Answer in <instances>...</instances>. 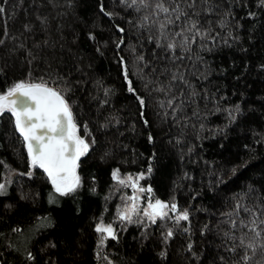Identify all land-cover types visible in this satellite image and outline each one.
I'll list each match as a JSON object with an SVG mask.
<instances>
[{"label": "trees", "instance_id": "trees-1", "mask_svg": "<svg viewBox=\"0 0 264 264\" xmlns=\"http://www.w3.org/2000/svg\"><path fill=\"white\" fill-rule=\"evenodd\" d=\"M104 2L109 10L115 6V0ZM58 3L57 9L50 6L40 9V0H35V4L33 0H23L22 4L21 0H7V14L0 13V39L6 40L0 45V68L5 69L0 73V91L14 80L24 78L30 69L34 77L47 78V74L55 72L67 75L74 89L72 97L78 101L74 111L82 126L85 120L95 121L110 113L119 115L121 123L113 125L103 137L109 141L114 155L101 160L98 149L82 157L79 171L84 179L83 188L75 198H62L58 204L48 202L50 184L42 169H35L33 177L12 173L13 184L6 195H0V232L12 239L19 251L6 250L5 237H0V257L9 264H21V261L33 264L24 257V249L28 248L37 254L39 264H109L104 259L105 254L116 264H223L219 257L230 253L226 251L227 238L223 236L228 225L220 213L230 209L234 193L250 184L264 187V139H261L264 134V70L259 67L264 64V12L256 7V0L247 3L220 0L222 5L233 7L243 28L235 32L241 37L239 41L220 43L218 40L211 51L197 52L207 62L208 72L207 80L197 77L196 83L211 96L208 100L200 99L201 111L210 113L206 119H201L206 124L201 131L198 124L196 128H182L180 123L163 115L155 94L148 93L136 75L134 58L127 48L114 50L117 34L113 23L120 20L112 21L103 15L99 10L100 0H74V7H68L67 0H58ZM38 10L51 17L46 28L36 18ZM248 10L257 11V16L248 17ZM29 20L36 25L32 32L22 28ZM5 22L9 37L4 36ZM125 27L128 28L126 42L129 38L134 42L135 28L127 24ZM90 30L103 40H109L103 55L96 52V43L87 36ZM217 31L228 39L227 30ZM11 36L16 37L15 41ZM21 38L26 45L24 48L19 46ZM151 47L144 45L145 50ZM13 48L18 51L12 52ZM28 50L36 57L31 63L27 59ZM119 55L127 58L129 75L140 94L147 98L143 116L138 101L126 90ZM81 67L83 72L78 71ZM201 71H204L203 66ZM97 80L113 89L109 104L102 108L92 98L96 94L94 82ZM217 101L222 109L240 103L244 111L235 123L228 124L226 114L214 110ZM10 115L6 112L0 119V180L8 171L5 164L20 169L21 173L27 171L26 148L19 133L13 130ZM145 118L150 122L148 125L143 123ZM193 123H197L195 119ZM149 132L154 141L148 140ZM81 134H84L83 127ZM177 135L184 136L179 145L175 143ZM188 146H194L191 153L187 151ZM153 152L156 156L152 161L154 171L141 183H150L155 197L169 200L175 196L182 207L190 208V221H181L176 235L168 243L162 239V224L150 225L148 229L128 224L118 232V240L109 238L98 260L95 255L98 234L93 217L104 210L105 197L115 185L111 170L117 166L122 173L146 170ZM234 165L244 166L233 174ZM222 174L223 182H219ZM92 176L97 178L95 185ZM93 186L96 192L89 190ZM22 192L39 195L22 199ZM119 197L113 194L107 200L106 221L115 215ZM8 203L15 207L5 210L4 205ZM77 206L78 212L75 211ZM42 216H50L53 223L34 231ZM17 225L24 231L12 233L10 229ZM116 225L121 228L118 221ZM49 241L57 242L56 247L41 251ZM189 242L193 243L191 250L187 249ZM161 251H166L167 255L161 257ZM192 252L197 255L193 256Z\"/></svg>", "mask_w": 264, "mask_h": 264}, {"label": "snow or ice", "instance_id": "snow-or-ice-1", "mask_svg": "<svg viewBox=\"0 0 264 264\" xmlns=\"http://www.w3.org/2000/svg\"><path fill=\"white\" fill-rule=\"evenodd\" d=\"M242 2L247 3L248 0ZM33 3L35 4V0ZM6 4L7 0L0 2V13L7 14ZM67 5L74 7V0H67ZM49 6L51 9H57L60 4L58 0H40V9ZM256 7L264 12V0H256ZM99 10L112 21L120 20L118 23H113L117 34L114 50L123 51L125 47L127 48L134 58L136 75L145 90L155 94L163 115L180 123L182 128H196L198 124L201 131L205 130L206 124L201 122V119H206L210 113L207 110L201 111L200 99L203 97L208 100L211 96L207 89H200L196 83L197 77L207 80L208 72L207 62L197 52L211 51L218 40L220 43H229L241 39L235 32L237 28L242 29L243 24L239 22L233 7L222 5L220 0H115V6L109 10L104 0H100ZM14 11L15 9L13 13ZM257 14V11L252 10L246 12L248 17H256ZM36 18L45 28L51 23V17L42 11H37ZM125 24L136 30L137 38L134 42L131 38L126 42L128 28ZM35 27L36 25L30 20L22 24V28L27 32H32ZM217 29L227 30L228 39H224ZM4 36H10L7 22H5ZM87 36L96 43V52L103 55L109 40H103L92 30L87 32ZM11 39L15 41L16 37L11 36ZM109 39L111 40L112 37ZM5 43V39H0V45ZM145 44H150L152 47L145 50ZM19 46L26 47L23 38ZM11 51L17 52L18 49L13 48ZM35 58L33 51L28 50V62L31 63ZM118 63L126 82V90L138 101L140 115L143 116L147 98L135 87L129 75L127 58L119 55ZM201 66L204 71H201ZM259 67L264 70V64ZM4 71V68H0V73ZM78 71L83 72V67ZM94 83L96 94L92 98L97 101L98 107L102 108L109 104L113 89L104 86L99 80ZM73 92L72 83L67 75L55 72L47 74V78L34 77L31 69L24 78L14 80L5 90L0 91V119L6 112L11 114L13 130L19 133L27 157L26 172L21 173L20 169L12 168L8 164L4 165L8 171L4 173V179L0 180V195H6L9 186L13 184L12 173L33 177L34 170L38 168L43 170L45 179L50 184L48 202L58 204L62 198H75L83 188L84 179L79 171L82 157L98 149L101 151V160L113 157V148L103 137L113 125L121 123L119 115L110 113L109 116L95 121L85 120L82 126L78 122L77 112L74 111L78 101L73 99ZM214 110L224 112L228 124L235 123L244 111L240 103L230 104L222 109L219 107V101ZM193 119L197 123H193ZM143 123L148 125L150 122L145 118ZM82 127L84 134H81ZM217 131H220L219 126ZM154 139L149 132L148 140L154 141ZM261 139H264V134H261ZM183 141V135H177L175 138L177 145ZM193 150L194 146L187 147L188 153ZM181 151L183 152V149ZM155 159L153 152L147 169L135 173H122L119 166L111 170V178L115 181V185L109 188L105 197L104 210L99 216L93 217L94 229L98 234L95 253L98 260L109 238L118 240V232L128 224L135 223L144 229H148L150 225L162 224L164 227L161 233L162 239L168 243L176 235L180 222L190 221V208L182 207L175 196L169 200L155 197L152 185L141 183L145 177L152 175L154 171L152 161ZM243 166L234 165L233 174ZM184 175L187 177L188 173L185 172ZM96 180V176L91 177L93 185ZM219 182H223V174ZM122 189H130V192ZM89 190L97 191L94 186ZM113 194L120 196V203L116 205L115 215L111 220L106 221L104 212L108 210L107 200ZM35 195L39 193L30 195L22 192L21 198L34 199ZM232 199L230 209L220 213L226 218L225 222L228 225L223 231V236L227 238L226 251L230 255L220 256L219 261L223 264H264V187L257 188L250 184L238 193H234ZM14 207L13 203L4 205L5 210ZM75 211H80L78 206ZM117 221L121 225L119 229L116 225ZM52 223L50 216H42L33 230L37 231L39 227L49 226ZM204 227L207 229L208 226ZM10 231L21 233L24 229L21 225H17ZM187 231L191 230L187 229ZM0 237H5L6 250L19 251L17 244L7 238L5 233L0 232ZM56 243L49 241L47 247L41 251L46 252L49 248H55ZM192 248L193 243L189 242L187 249ZM159 255L165 257L167 252L161 251ZM192 255L196 256L197 253L192 252ZM24 257L33 264H39L37 254L28 248L24 249ZM104 259L108 260L109 264H116L107 254ZM0 264H9V262L0 257ZM21 264H24V261H21Z\"/></svg>", "mask_w": 264, "mask_h": 264}, {"label": "rangeland", "instance_id": "rangeland-1", "mask_svg": "<svg viewBox=\"0 0 264 264\" xmlns=\"http://www.w3.org/2000/svg\"><path fill=\"white\" fill-rule=\"evenodd\" d=\"M123 191H128V192H130V189H123ZM119 199H120V197H119ZM119 202V201H118ZM120 203V202H119ZM133 224H135V223H133Z\"/></svg>", "mask_w": 264, "mask_h": 264}]
</instances>
